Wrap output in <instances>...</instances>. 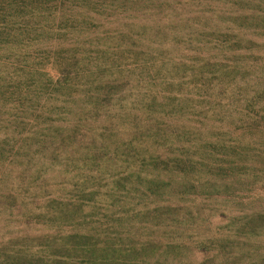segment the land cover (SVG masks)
I'll use <instances>...</instances> for the list:
<instances>
[{
  "label": "trees",
  "instance_id": "1",
  "mask_svg": "<svg viewBox=\"0 0 264 264\" xmlns=\"http://www.w3.org/2000/svg\"><path fill=\"white\" fill-rule=\"evenodd\" d=\"M258 237L264 0H0V264H264Z\"/></svg>",
  "mask_w": 264,
  "mask_h": 264
},
{
  "label": "rangeland",
  "instance_id": "2",
  "mask_svg": "<svg viewBox=\"0 0 264 264\" xmlns=\"http://www.w3.org/2000/svg\"><path fill=\"white\" fill-rule=\"evenodd\" d=\"M221 202V204L223 203V201H219ZM197 203L202 206L203 210H204V213L202 215H206L208 212H209V209L212 208V207H218V208H224V207H220L218 205V201H215V200H207V199H199L197 200ZM228 207H229V203H228ZM205 208V209H204ZM196 209L197 206H196ZM215 222L219 223L218 221V218L214 220ZM220 224V223H219ZM230 226L228 227H225V228H222L221 231H217V229H210V230H205L204 231V228L201 229L202 232H205L206 234L205 235H209V234H213V233H216V232H221V233H228L229 232V229ZM198 233H193L194 236H197ZM171 235H175L174 237L175 238H178L177 236V232H175L174 234H171ZM185 235V234H183ZM181 237V235H180ZM251 238H254V237H251ZM188 238H186L187 240ZM258 239H262L263 240V243L261 245V249H264V238H259ZM183 240V239H182ZM191 240V239H190ZM184 241V240H183ZM191 241H195V240H191ZM249 242V241H248ZM195 243V242H194ZM242 245L241 248L242 250H246V247L248 246L249 247V244H240ZM187 246H191V248L187 249L185 247L181 248L180 249V254L175 257V258H180V257H185L187 258L188 260V264H221L222 261L225 259L223 252L225 250H230V247H226V249L224 248V250L222 249L221 253L219 255H215L216 252L215 251H212V253H208L206 255H209L211 258H208L206 259V261H204L203 263V260L205 259V255L200 253L199 249L194 247V244L192 243H188ZM252 248H256L255 246L252 247ZM247 262H244V261H237L235 264H246ZM224 264V263H223ZM227 264H231L229 261L227 262Z\"/></svg>",
  "mask_w": 264,
  "mask_h": 264
}]
</instances>
